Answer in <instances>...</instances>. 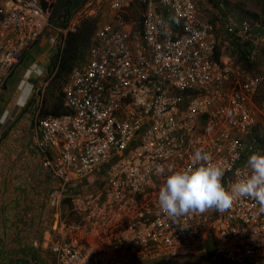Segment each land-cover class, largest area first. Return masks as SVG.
<instances>
[{
  "label": "built area",
  "instance_id": "2783aa9c",
  "mask_svg": "<svg viewBox=\"0 0 264 264\" xmlns=\"http://www.w3.org/2000/svg\"><path fill=\"white\" fill-rule=\"evenodd\" d=\"M226 0H212L223 7ZM57 0L0 5V87L50 26ZM203 0H85L48 43L87 18L99 23L85 61L62 85L59 114L36 110L31 133L52 180L41 246L53 264H130L134 256L197 257L212 252L237 264H264V209L238 197L221 212L168 218L158 192L169 174L191 166L195 150L211 154L231 188L264 154L255 96L262 76L229 57L214 59L218 27L201 15ZM138 5V6H137ZM260 23L227 18L223 30L241 42L264 33ZM52 68V67H51ZM36 63L28 73L42 74ZM36 88L33 92H36ZM157 166L165 174L158 176ZM91 173L95 187L75 184Z\"/></svg>",
  "mask_w": 264,
  "mask_h": 264
},
{
  "label": "crops",
  "instance_id": "0c3cea01",
  "mask_svg": "<svg viewBox=\"0 0 264 264\" xmlns=\"http://www.w3.org/2000/svg\"><path fill=\"white\" fill-rule=\"evenodd\" d=\"M68 12L70 11L66 8L56 22L52 15L49 27H53V30L48 36L56 35L57 29L65 24ZM31 49L33 56L24 77L33 62L38 63L43 72L47 70L54 52V47L44 36L29 51ZM30 74L32 77L38 76ZM24 77L19 78L12 93L23 82ZM40 82L41 79L38 80L39 84ZM28 86L30 87L25 92L22 91L23 87H19L11 94L14 95L13 98L10 96L0 111V264H53L40 243L42 227L49 215L46 195L52 180L44 154L37 147L31 133L36 110L41 115H49L52 109H43L37 97L38 90L33 93L28 106L24 107L22 104L32 89L31 84ZM18 99H22L20 103L15 102ZM32 249L35 253L27 254V250ZM165 260L162 264H201L202 260H210L212 264H237L212 252L197 257Z\"/></svg>",
  "mask_w": 264,
  "mask_h": 264
},
{
  "label": "rangeland",
  "instance_id": "374dc122",
  "mask_svg": "<svg viewBox=\"0 0 264 264\" xmlns=\"http://www.w3.org/2000/svg\"><path fill=\"white\" fill-rule=\"evenodd\" d=\"M6 2L7 0H0V5H4ZM83 2L84 0H57L55 11L53 13V21L56 22L60 14L66 8H68L69 11L73 13L82 5ZM261 9H262V0H226L224 2L223 7L220 6L218 7L216 2H211L210 0H203L201 7L202 17L210 22H215L218 27L220 34V40L218 42V46H219L218 49L221 54L220 57H225V56L229 57L230 60L235 65L239 66L241 70L245 72V74L248 75L252 74L263 77V79L261 80L262 82L260 84L259 90L257 92L258 94L256 96L257 102L255 101L258 108L256 115V126L252 129V133L255 134L257 137L258 135L264 136V36L263 39L257 43V47L254 49V54L257 53L255 59L256 64H254V66L250 70H247L242 65L236 63L237 53L234 52L235 49L233 48V45L231 43L234 40V38L233 36L227 35L225 33V31L223 30V24L225 19L229 17L232 18L234 21H240L245 19L253 20V17L248 15V13L249 12L261 13ZM262 18H264V16H262ZM52 28L53 27H49L42 36L47 38V36L50 35V32L53 30ZM32 49L30 51L28 50L27 52H25V54L22 57L23 59H21L22 61L20 60V62L14 67L13 72L8 77L7 81L4 83L3 86L0 87V111L3 108V104L6 103L7 99L10 96H12L11 99L13 98L14 95L11 94H14L19 89V85L25 82L31 84L32 89L29 91L22 105L24 107L28 106V103L32 100L31 98L34 93L33 92L34 89L38 87L37 97H39V101L42 103L43 109L44 110L51 109L52 98L49 97V92L51 90V78L54 74L52 72L51 65L47 70H45L42 74L36 77H32L30 73H26V76L24 77L26 69L28 68V65L30 64L29 62L33 56ZM36 64L38 65V63ZM20 77H24L23 79L24 82L18 84L16 91L12 93ZM40 79L41 82L39 84L38 80ZM61 90L62 87L60 89L55 90V94H57V92ZM245 161H247V158H245ZM102 180H103L102 175L98 176L96 174L91 173L85 178L77 179L75 181V184L82 188L83 187L93 188L99 185ZM165 259L166 258H150L146 255L134 256L130 264H160L163 263V261H166ZM168 260L170 261V259ZM209 261L202 260L200 263L212 264V262ZM168 264H172V263H168Z\"/></svg>",
  "mask_w": 264,
  "mask_h": 264
},
{
  "label": "clouds",
  "instance_id": "9594fccd",
  "mask_svg": "<svg viewBox=\"0 0 264 264\" xmlns=\"http://www.w3.org/2000/svg\"><path fill=\"white\" fill-rule=\"evenodd\" d=\"M211 154L195 150L191 166L183 171L167 169L168 175L158 192V208L168 218L179 223L180 218L203 214L216 209H229L238 197L256 201L264 209V154L252 153L246 161L249 173L226 188L222 182L224 170L211 162ZM158 176L165 174L164 166H157Z\"/></svg>",
  "mask_w": 264,
  "mask_h": 264
},
{
  "label": "trees",
  "instance_id": "16d2710c",
  "mask_svg": "<svg viewBox=\"0 0 264 264\" xmlns=\"http://www.w3.org/2000/svg\"><path fill=\"white\" fill-rule=\"evenodd\" d=\"M248 15L252 16L254 21L260 23L259 29L264 33V18H262V16H264V0H262L261 13L249 12ZM98 23V17L85 19L76 32H69L67 35H65L62 50L59 53H54L52 55L50 65L54 74L51 78V90L49 92V97L52 98L51 113L54 115L59 114L63 111L62 91H58L57 94H55V90L62 87L63 83L67 79L69 72L74 66L79 65L85 61L87 49L91 43L92 36L94 35ZM212 23L216 25L215 22ZM217 31L219 32V30ZM231 43L233 45V48L235 49L234 52L237 53L236 63L242 65L245 69L250 70L254 66V64H256L255 59L257 56L256 53L254 54V57L251 58L252 49L254 47L253 40L251 38H248L247 41L241 42L240 39L234 37V40ZM218 47L219 46H217L214 54L215 60H218L221 55ZM258 138L262 142H264V136L258 135ZM27 251V254L35 253L34 249Z\"/></svg>",
  "mask_w": 264,
  "mask_h": 264
},
{
  "label": "bare ground",
  "instance_id": "6f19581e",
  "mask_svg": "<svg viewBox=\"0 0 264 264\" xmlns=\"http://www.w3.org/2000/svg\"><path fill=\"white\" fill-rule=\"evenodd\" d=\"M24 82V81H23ZM23 84V85H22ZM29 84L28 83H21V85H19V87H23L24 89L22 90L23 92H25L27 89L26 88H28V87H30V86H28ZM20 100L21 99H18V100H16L17 101V103H20Z\"/></svg>",
  "mask_w": 264,
  "mask_h": 264
}]
</instances>
